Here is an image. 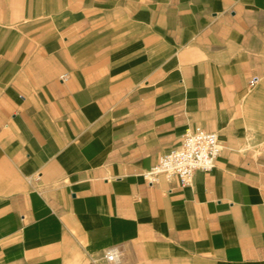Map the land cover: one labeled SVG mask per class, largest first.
I'll return each mask as SVG.
<instances>
[{"label": "crops", "instance_id": "1", "mask_svg": "<svg viewBox=\"0 0 264 264\" xmlns=\"http://www.w3.org/2000/svg\"><path fill=\"white\" fill-rule=\"evenodd\" d=\"M0 264H264V0H0Z\"/></svg>", "mask_w": 264, "mask_h": 264}, {"label": "built area", "instance_id": "2", "mask_svg": "<svg viewBox=\"0 0 264 264\" xmlns=\"http://www.w3.org/2000/svg\"><path fill=\"white\" fill-rule=\"evenodd\" d=\"M61 78H65V74ZM219 150L220 143L214 131L200 126L187 128L179 144L162 153L154 164L142 172V176L149 183L164 176L166 180H176L180 186L188 185L195 170L208 171L213 168ZM104 258L116 262L118 254L114 248H108Z\"/></svg>", "mask_w": 264, "mask_h": 264}]
</instances>
